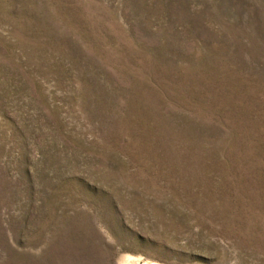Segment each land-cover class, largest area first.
Returning a JSON list of instances; mask_svg holds the SVG:
<instances>
[{"label":"rangeland","instance_id":"374dc122","mask_svg":"<svg viewBox=\"0 0 264 264\" xmlns=\"http://www.w3.org/2000/svg\"><path fill=\"white\" fill-rule=\"evenodd\" d=\"M0 264H264V0H0Z\"/></svg>","mask_w":264,"mask_h":264}]
</instances>
